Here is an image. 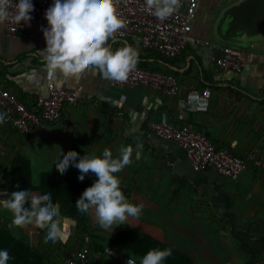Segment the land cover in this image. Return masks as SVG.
I'll return each mask as SVG.
<instances>
[{
  "label": "crops",
  "instance_id": "crops-1",
  "mask_svg": "<svg viewBox=\"0 0 264 264\" xmlns=\"http://www.w3.org/2000/svg\"><path fill=\"white\" fill-rule=\"evenodd\" d=\"M237 1L200 0L187 49L177 57L145 49L132 38L109 41L113 51L131 45L142 67L174 73L185 84L209 88L208 111L184 108V93L169 95L144 85L115 86L90 71L79 80L57 75L52 81L59 85L82 87L79 100L67 104L58 121L42 123L29 133L6 121L0 124V141L6 147L5 153L0 152V199L21 191L11 172L18 154L30 160L33 182L38 185L43 172H59L56 164L62 153L102 155L107 148L115 157L122 146L132 145L135 150L139 137L141 155H134L133 163L115 175L130 190L132 204L143 205L142 214L130 218L127 225L114 224L110 236L121 230L151 235L191 264H264V169L250 165L238 179L212 167L197 171L178 142L153 131L155 122L168 120L201 130L216 145L244 157L264 147V39L240 46L224 41L217 32L222 13ZM224 44L242 52L241 71L222 69L214 62L215 46ZM46 47L36 22L18 35L0 27V81L30 103L50 92L51 81L39 53ZM132 128L136 133L126 135ZM72 167L63 174H70ZM96 179L92 173L85 177L92 184ZM32 193L42 195L40 190ZM90 217L97 221L94 210ZM65 218L66 238L46 242V232L35 225L15 227L12 213L0 206V250L9 252L7 264L63 262L71 246L84 248L75 235L78 220Z\"/></svg>",
  "mask_w": 264,
  "mask_h": 264
},
{
  "label": "clouds",
  "instance_id": "clouds-1",
  "mask_svg": "<svg viewBox=\"0 0 264 264\" xmlns=\"http://www.w3.org/2000/svg\"><path fill=\"white\" fill-rule=\"evenodd\" d=\"M145 4L146 10L161 21L172 17L182 6L181 0H145ZM12 7L11 0H0V27L6 26L10 19L18 25L23 21L30 26L33 19L30 13L34 11L31 0H17L14 13L9 11ZM45 17L48 27H42V31L47 47L39 53L49 81L57 75L65 80H79L90 71L105 80L125 82L137 68L138 53L131 45L113 51L109 43L110 40L114 42L117 33L126 29L128 24L117 11V0H54ZM5 119L6 114L0 112V124ZM136 131L132 128L126 135H133ZM142 148L137 137L135 150L132 145L122 146L115 157L107 148L102 155L87 153L84 156L70 150L66 155L62 153L63 159L56 164L61 174L70 166L77 168L80 181L89 173L97 177L75 205L81 213L94 210L97 223L104 230L112 229L114 224L116 227L127 225L130 218H139L142 214L143 205L128 201L121 181L115 175L131 165L133 156L139 157ZM26 204L30 207H25ZM0 206L12 213L15 227L35 225L46 230V242L56 243L67 236V219L61 215L60 204L53 203L51 192L44 195H36L30 190L12 192L7 198L0 199ZM171 255V248L153 249L140 260V264H163ZM10 258L6 249L0 250V264H7ZM128 264H134L133 259Z\"/></svg>",
  "mask_w": 264,
  "mask_h": 264
},
{
  "label": "built area",
  "instance_id": "built-area-1",
  "mask_svg": "<svg viewBox=\"0 0 264 264\" xmlns=\"http://www.w3.org/2000/svg\"><path fill=\"white\" fill-rule=\"evenodd\" d=\"M229 1V0H228ZM17 0H11L13 5L10 12L15 11ZM34 11L31 22H36L42 31L48 27L45 17L46 10L53 5L54 0H31ZM200 0H181L182 6L178 12L166 20H159L146 10L145 0H117V11L128 24L121 29L116 38H132L143 48L154 50L166 57L181 55L188 46L193 22L198 14ZM30 22V23H31ZM7 32L11 35L24 33L29 29L23 21L16 24L11 19L6 24ZM214 62L222 69L241 71L245 66V58L233 44L215 46ZM115 86L144 85L162 90L169 95L184 93L181 105L191 112L208 111L211 107V90L183 83L174 73L157 69H148L137 65L125 82L112 81ZM49 95L36 101L32 108L18 95L0 81V108L6 114L5 121L12 127L29 133L42 123L58 121L65 106L79 100L82 87L59 85L49 82ZM203 105V107H201ZM153 131L160 137L178 142L188 153L193 167L204 171L210 167L221 175L238 179L250 165L264 169V147L256 150L247 157L235 154L226 146L216 145L205 132L188 125H179L174 121H157ZM0 152L5 153L6 147L0 141ZM104 256L109 264H128L133 259L134 264H140L137 256L106 245ZM53 264H91L90 249L85 246L76 249L63 262Z\"/></svg>",
  "mask_w": 264,
  "mask_h": 264
},
{
  "label": "trees",
  "instance_id": "trees-1",
  "mask_svg": "<svg viewBox=\"0 0 264 264\" xmlns=\"http://www.w3.org/2000/svg\"><path fill=\"white\" fill-rule=\"evenodd\" d=\"M24 100V99H23ZM31 108L34 103L27 102ZM12 177L18 180L21 185V190H40L42 195L51 192L53 203H59L61 206V215L75 218L78 220L80 226L86 233L93 236L92 230L89 227L91 221L90 211L88 213H81L76 208L77 200L82 196L83 192L90 186V180L80 181L78 179L80 171L72 167L70 174H61L57 171H45L41 174L40 183L37 185L33 182L31 162L22 154H18L12 163ZM122 191L131 201L130 190L121 185ZM30 207V205H27ZM46 232V230H43ZM90 249V263L95 264L96 260H106L104 256V249L106 245H113L119 249L142 259L150 250L153 249H172V255L163 262V264H191V261L186 256L177 252L169 245L155 239L151 235L134 232L132 230H121L114 238L107 243L100 241H93L88 243ZM76 249L71 246L69 250L70 255ZM56 262V261H55ZM62 262V261H61ZM109 263V262H108Z\"/></svg>",
  "mask_w": 264,
  "mask_h": 264
},
{
  "label": "water",
  "instance_id": "water-1",
  "mask_svg": "<svg viewBox=\"0 0 264 264\" xmlns=\"http://www.w3.org/2000/svg\"><path fill=\"white\" fill-rule=\"evenodd\" d=\"M217 32L224 41L240 46L264 39V0H238L228 6L219 19Z\"/></svg>",
  "mask_w": 264,
  "mask_h": 264
},
{
  "label": "rangeland",
  "instance_id": "rangeland-1",
  "mask_svg": "<svg viewBox=\"0 0 264 264\" xmlns=\"http://www.w3.org/2000/svg\"><path fill=\"white\" fill-rule=\"evenodd\" d=\"M64 217V216H63ZM66 217V216H65ZM76 220V219H74ZM70 223L73 222V220H70ZM76 222V221H74ZM78 228L77 231L75 232V235H78L80 238V241L82 240L83 245L85 246H89L88 243L91 242V240L95 241H102L107 243L112 237L110 236V229L109 230H104L102 228H100V226L98 225L97 221L94 222L92 219L89 223V227L92 230L93 236L89 235L88 233H86L84 231V229L80 226V224H78Z\"/></svg>",
  "mask_w": 264,
  "mask_h": 264
}]
</instances>
